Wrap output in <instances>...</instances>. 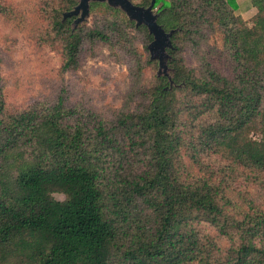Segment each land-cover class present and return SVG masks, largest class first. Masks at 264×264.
I'll list each match as a JSON object with an SVG mask.
<instances>
[{
    "label": "trees",
    "instance_id": "trees-1",
    "mask_svg": "<svg viewBox=\"0 0 264 264\" xmlns=\"http://www.w3.org/2000/svg\"><path fill=\"white\" fill-rule=\"evenodd\" d=\"M55 2L61 70L84 42L151 40L99 2L71 29L75 1ZM250 3L243 19L236 0H155L176 29L172 84L154 75L108 118L60 97L7 111L0 79V264H264V0Z\"/></svg>",
    "mask_w": 264,
    "mask_h": 264
},
{
    "label": "rangeland",
    "instance_id": "rangeland-1",
    "mask_svg": "<svg viewBox=\"0 0 264 264\" xmlns=\"http://www.w3.org/2000/svg\"><path fill=\"white\" fill-rule=\"evenodd\" d=\"M236 3L234 13L243 19L254 14L250 0ZM52 4H56L55 0H0V8H4L0 11V79L6 110L16 112L34 102L48 103L60 97L64 105L88 108L104 118L110 117L125 104L131 91L145 88L156 75L157 63L155 68L147 63L152 60L144 49V37L128 28L129 46L84 42L77 66L61 70L60 49L52 38ZM158 6L154 5L153 11ZM100 17L89 10L87 18L78 24L91 27ZM183 59L188 67L195 68L194 58L184 54ZM167 72L170 75L169 67ZM132 97L133 105L138 93H132ZM52 195L63 199L61 194Z\"/></svg>",
    "mask_w": 264,
    "mask_h": 264
},
{
    "label": "water",
    "instance_id": "water-1",
    "mask_svg": "<svg viewBox=\"0 0 264 264\" xmlns=\"http://www.w3.org/2000/svg\"><path fill=\"white\" fill-rule=\"evenodd\" d=\"M92 2L106 3L108 6L119 9L129 21L134 23V27L143 25L147 33L151 35V40L146 46L149 60L156 61V76L167 77L169 86L172 84L168 74L167 50L171 48L170 36L176 29L165 31L157 23L158 11H153L155 0H150L146 6L133 2V0H75V4L62 13V20L73 17V29L78 23L84 21L89 15V5Z\"/></svg>",
    "mask_w": 264,
    "mask_h": 264
}]
</instances>
